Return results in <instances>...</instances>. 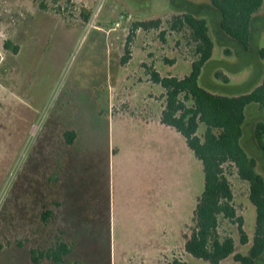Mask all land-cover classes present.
I'll use <instances>...</instances> for the list:
<instances>
[{"label": "rangeland", "instance_id": "obj_1", "mask_svg": "<svg viewBox=\"0 0 264 264\" xmlns=\"http://www.w3.org/2000/svg\"><path fill=\"white\" fill-rule=\"evenodd\" d=\"M184 13L207 18L215 43L201 86L236 96L260 85L264 7L245 50L221 31L210 0H0V264H33L30 250L55 240L57 226L41 221L45 204L56 211L54 201L75 244L69 264H210L183 252L204 190L201 161L181 135L129 116L157 118L163 109L164 91L150 81L151 70L190 73L198 58L190 30L171 27ZM149 20L160 26L134 29ZM7 41L19 52L6 49ZM246 111L242 143L264 175L254 136L264 110L252 104ZM67 131L76 133L72 145ZM225 172L249 242L241 243L238 223L222 217L219 232L246 254L256 211L249 184L233 166ZM220 264L239 263L231 256Z\"/></svg>", "mask_w": 264, "mask_h": 264}, {"label": "trees", "instance_id": "obj_2", "mask_svg": "<svg viewBox=\"0 0 264 264\" xmlns=\"http://www.w3.org/2000/svg\"><path fill=\"white\" fill-rule=\"evenodd\" d=\"M220 16L219 27L229 38L237 41L245 50L250 48L253 24L256 15L263 9L264 0H210ZM89 18V15H86ZM160 26L159 20L136 22L134 29H151ZM171 27L190 30L198 57L191 64V71L184 77L162 76L150 71V81L159 85L164 93L165 103L159 114L162 125L175 129L184 139L188 148L201 161L205 184L193 214L191 224L183 234V252L193 258L210 264H220L233 256L239 264H259L264 258V175L259 171L260 162L250 156L243 146L247 107L257 105L264 110V78L250 93L242 95H222L210 92L200 84L203 69L213 57L215 43L210 34V25L205 17L184 13L173 19ZM131 37L128 38V41ZM5 48L19 52V46L11 41ZM228 53V52H227ZM260 56L264 59V49ZM127 63V57L123 58ZM218 79L226 83L228 78L216 73ZM203 127V133L200 129ZM68 145H72L76 133H63ZM255 140L264 159V122H259L254 130ZM225 165L233 166L238 177L249 184V200L256 211L255 231L252 245L246 254L236 253L233 237H222L220 218L238 223L240 241L248 244L249 238L243 229L244 220L238 216L234 205L232 185L225 172ZM56 211L45 204L41 221L48 226L56 225L55 240L48 246L30 250L33 264L68 263L75 244L66 237V231L59 225L58 210L61 204L54 201ZM65 231V232H64ZM49 241V240H48ZM22 246V243L19 242ZM48 261V262H47ZM170 264H188L174 259Z\"/></svg>", "mask_w": 264, "mask_h": 264}, {"label": "crops", "instance_id": "obj_3", "mask_svg": "<svg viewBox=\"0 0 264 264\" xmlns=\"http://www.w3.org/2000/svg\"><path fill=\"white\" fill-rule=\"evenodd\" d=\"M144 107V106H143ZM143 111H145V109H142ZM160 114V113H159ZM129 116H130V118L131 119H133V118H136V119H138V117L139 116H141V118H140V121L142 120V122H144V123H146V124H149V123H156L159 127H162V128H164V129H166V130H164V131H166L168 134H170V135H172V136H175L176 138H179L178 136L180 135L175 129H173V128H171V127H167V126H164V125H162L161 124V122H160V120H159V115L157 116V118H152L151 117V115H146V112L144 113V117H142V114L141 113H138V112H130L129 111ZM169 129H171V130H169ZM175 130L176 132H173V130ZM172 131V132H171ZM178 135H176V134ZM185 147H186V149H187V151H188V154H190L189 153V151H191L189 148H188V146H187V144H185Z\"/></svg>", "mask_w": 264, "mask_h": 264}, {"label": "water", "instance_id": "obj_4", "mask_svg": "<svg viewBox=\"0 0 264 264\" xmlns=\"http://www.w3.org/2000/svg\"><path fill=\"white\" fill-rule=\"evenodd\" d=\"M61 264H67V263L63 262V263H61Z\"/></svg>", "mask_w": 264, "mask_h": 264}]
</instances>
